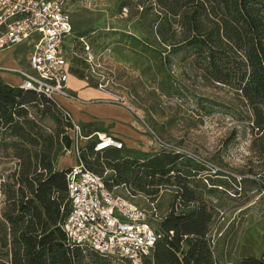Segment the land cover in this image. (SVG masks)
Listing matches in <instances>:
<instances>
[{"label": "rangeland", "instance_id": "374dc122", "mask_svg": "<svg viewBox=\"0 0 264 264\" xmlns=\"http://www.w3.org/2000/svg\"><path fill=\"white\" fill-rule=\"evenodd\" d=\"M153 1H70L74 31L86 35L95 71L111 92L109 99L126 103L134 115V143L91 158L92 166L103 171L118 165L123 171L133 158L175 156V169L156 174L154 182L138 164L123 172L136 187L134 178L141 176L138 183L144 190L135 192L137 203L149 209L154 202L159 215L204 208L209 219L200 239L204 249L199 264L259 259L264 255V137H258L249 122L242 97L210 78L193 49L170 47L159 40L154 20L160 12L151 7ZM77 62L80 76L86 64L80 58ZM92 77L95 81L96 75ZM42 103H25V116L13 115L38 128L17 133L12 125L0 123V215L6 208L5 192L18 186L15 180L21 171L33 169L38 157L58 167V159L67 153L61 140L66 112ZM116 191L123 193L121 188ZM188 248L183 239L177 256L181 259ZM105 260L121 264L112 257Z\"/></svg>", "mask_w": 264, "mask_h": 264}, {"label": "trees", "instance_id": "16d2710c", "mask_svg": "<svg viewBox=\"0 0 264 264\" xmlns=\"http://www.w3.org/2000/svg\"><path fill=\"white\" fill-rule=\"evenodd\" d=\"M153 3L151 7L155 5L160 12L154 20L159 40L170 47L193 49L210 78L242 97L250 112L249 122L257 129L258 137H264V0H154ZM32 101L56 107L53 101L19 85L0 82V123L12 125L17 133L19 129L37 127L31 120L19 121L13 116L15 113L17 117L25 116L23 107ZM64 123L61 140L67 150L71 139L67 131L69 123L65 120ZM174 161L175 156L166 153L143 160L133 158L123 171L112 165L109 185L124 183L136 194L144 190L139 184L141 176L134 178L138 187L123 176L131 164L142 167L149 181L154 182L156 174L165 175L175 169ZM88 164L94 169L91 160ZM68 168L59 169L52 160L38 157L33 169L28 166L18 174L15 180L18 186L5 192L6 208L0 215V264H109L96 251L69 244L61 228L70 209L65 179ZM184 193L191 197L187 188ZM208 219L204 208L187 213L171 210L162 215L157 228L164 235L145 258V264H199L204 249L200 239L206 232ZM169 230L174 232L171 239L166 236ZM183 239L189 248L180 259L177 253ZM241 264H264V255L259 259L246 257Z\"/></svg>", "mask_w": 264, "mask_h": 264}, {"label": "built area", "instance_id": "2783aa9c", "mask_svg": "<svg viewBox=\"0 0 264 264\" xmlns=\"http://www.w3.org/2000/svg\"><path fill=\"white\" fill-rule=\"evenodd\" d=\"M70 1L0 0V51L23 46L28 52L27 68L7 70L20 77L21 88L53 101L66 112L71 139L66 151L75 160L65 174L70 209L61 228L68 243L127 264H145V258L164 235L152 223L159 222L162 215L154 202L149 209L138 204L133 188L124 183L110 186L108 175L112 169L97 172L88 164L98 153L122 149L124 142L105 132L83 135L81 125L60 101L75 99L68 78L74 61L79 58L86 64L82 74L86 83L92 82L94 74L96 87L107 88L104 77L95 71L97 66L86 35H78L73 29ZM186 153L196 158L195 154ZM117 188L123 189V193L116 191ZM173 234L169 230L166 236L171 239ZM186 237L184 234L183 238Z\"/></svg>", "mask_w": 264, "mask_h": 264}, {"label": "crops", "instance_id": "0c3cea01", "mask_svg": "<svg viewBox=\"0 0 264 264\" xmlns=\"http://www.w3.org/2000/svg\"><path fill=\"white\" fill-rule=\"evenodd\" d=\"M77 61H74L75 69H71L68 78V86L75 94V99L62 98L60 101L73 119L81 125L83 135L88 136L96 131L105 132L121 139L124 144L134 143L132 138L136 132L131 108L126 103L111 101L112 99H109L111 92L97 88L94 80L86 84L82 73L79 76L76 72ZM27 66L28 52L23 46L0 51V82L12 86L20 85V77L7 68H27ZM70 79L72 81L69 82ZM87 88L89 90H86ZM74 162L73 154L67 152L58 159V168L70 167Z\"/></svg>", "mask_w": 264, "mask_h": 264}]
</instances>
